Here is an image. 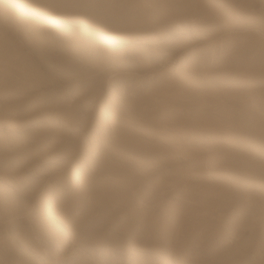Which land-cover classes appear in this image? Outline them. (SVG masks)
<instances>
[{
	"label": "rangeland",
	"instance_id": "obj_1",
	"mask_svg": "<svg viewBox=\"0 0 264 264\" xmlns=\"http://www.w3.org/2000/svg\"><path fill=\"white\" fill-rule=\"evenodd\" d=\"M27 1L48 21L0 0V258L28 230L67 244L28 264H75L91 236L97 262L112 241L122 264H264V0ZM82 159L71 222L42 214Z\"/></svg>",
	"mask_w": 264,
	"mask_h": 264
},
{
	"label": "bare ground",
	"instance_id": "obj_2",
	"mask_svg": "<svg viewBox=\"0 0 264 264\" xmlns=\"http://www.w3.org/2000/svg\"><path fill=\"white\" fill-rule=\"evenodd\" d=\"M11 2H12V4L17 8V9H19L20 11L21 10H23V11H25V12H29V13H32L33 14V16L36 18V20H40V21H48V19L50 18V15L48 14V12L46 11V8H40L39 6H31L30 4H29V1H27V0H10ZM207 1V0H206ZM209 1H212V0H209ZM209 1H208V3H209ZM195 3V2H194ZM209 4H211V3H209ZM213 4V3H212ZM215 4V3H214ZM214 4H213V7H212V5H210V7H212V8H214ZM195 6H200V2H199V0L195 3ZM45 9V10H44ZM222 19V18H221ZM236 19V18H235ZM223 20V19H222ZM221 20V21H222ZM60 25H61V27L63 28V29H67V28H69V29H71V32H73V29L71 28V25L69 24V22L68 21H66V20H62L61 22H60ZM84 25H85V27L86 28H88V29H91L92 31H93V36L96 38V39H100V40H105V39H108V38H112L116 43H119L120 45H125L126 44V41L125 40H123V38H121L120 36H117V35H114V34H109V32H107L106 30H104L103 28H101L98 24H96V23H91V22H84ZM210 52H212L210 49H205V48H199V49H196V50H194L192 53H191V55H190V57H191V62H186L185 63V66H190V64L192 65V64H194V62H195V60H199V59H201L202 57H204V56H208L209 54H210ZM101 112H102V115L100 116V124H99V128L100 129H104V130H106L108 127H109V125H110V123H111V117H112V111L111 110H109V109H107V107L103 104L102 106H101V110H100ZM96 156H95V151L94 152H92V154L89 156V158H90V160H92L93 158H95ZM89 166L87 165V161L85 160V159H82L79 163H78V165H77V168H76V170L69 176V185L67 186V187H60V188H56V190L54 191V192H50V193H48V194H46L45 195V197H43V199H42V209H41V212H42V214L43 213H48V214H50L51 216H52V218H54V219H58V220H61V219H63L62 217H61V215H63L64 217H65V222L66 223H70L71 222V220L70 219H67L66 217H67V215H68V209H62V210H60V211H62V214L60 213V211H59V208L61 207V205H62V202H63V200H64V195H68V192L72 189V188H74L76 185L78 186L79 185V183L82 181V179H83V176H84V174L85 173H87L88 171H89ZM5 194V193H4ZM0 195H2V194H0ZM3 196V195H2ZM5 198V196L4 197H2L1 198V202H0V212H2V214H3V218L6 220L7 218H8V220H9V215H10V218H11V214L9 213L10 212V210H11V208L9 207V206H7L8 204H7V202H5L6 200L4 199ZM11 204H13L12 202H11ZM10 204V205H11ZM14 207H16V205L14 206ZM17 208V207H16ZM15 209V208H14ZM61 209V208H60ZM17 210V209H16ZM14 211V210H13ZM12 211V212H13ZM11 212V213H12ZM15 213H16V211H14ZM40 212V213H41ZM14 214V213H13ZM15 215V214H14ZM18 214H16V216H17ZM1 217V216H0ZM12 219V218H11ZM0 221H1V219H0ZM7 221V220H6ZM16 222V221H15ZM9 226V225H8ZM7 226V227H8ZM14 226H16V225H13V227ZM10 227H11V225H10ZM13 227H11V228H13ZM9 228V227H8ZM27 230V229H26ZM25 230V231H26ZM28 231V230H27ZM25 232V236H24V234H22V239H20L17 243H14L13 245H12V242H11V246H13V248L10 246L9 248H7L6 247V250L4 249V252H3V254H2V252H1V254H2V256H1V258H0V261H1V259L3 260V263L4 262H6L9 258V256L12 254H17V255H14V256H10V258L11 257H15V256H18V257H20V259L21 260H23L24 262H27L28 260H29V255H31V254H33V256H35V258H36V256H41L42 257V255H43V257H44V255L45 254H43V252L45 251V252H47L48 251V253H53V252H56V251H59L60 249H63V248H65V247H67V244H66V241L64 240H58L57 242H56V244H52V246H51V243L49 242L48 244H43L42 242L40 243V244H37L38 242H35V243H32V244H29V243H31L32 242V240L29 238V233L30 232ZM24 233V232H23ZM57 233V232H56ZM57 234H59L60 235V233L58 232ZM57 234H55V235H57ZM109 236L111 235L110 233H107ZM106 234V235H107ZM31 236V235H30ZM72 236H73V240H72V242H77V238H76V236H75V234H73L72 233ZM49 236H47V238H48ZM102 237V236H101ZM104 237H106V236H104ZM103 237V238H104ZM51 238V237H50ZM60 238V237H59ZM91 238V240H90V242L89 243H87V244H85V245H83V252H79V261L78 262H76L75 264H109V263H107V262H109V260H111V263H113V264H122V263H119L120 262V260H119V262L117 261L116 262V260H118L119 259V256L118 257H113L112 256V253H114L115 254V247L114 246H116L115 244H111V242H110V240H109V242H110V246L109 247H111V253H107L106 251H105V256L102 254V256H104L106 259H105V261H101L102 259H100L99 260V262H97V261H95V260H97L96 259V257L98 258V256H100L99 255V253H102V252H104V250L105 249H107V247L106 246H104V247H106V248H102V247H100L99 245L97 246L96 244H94V242H93V240H94V238L91 236V237H89V239ZM108 238V237H107ZM106 238V239H107ZM52 239V238H51ZM62 239H64V238H62ZM96 239V238H95ZM109 239V238H108ZM107 239V240H108ZM30 240H31V242H30ZM43 240V239H42ZM92 241V242H91ZM99 241V240H98ZM103 241V240H102ZM7 242V241H6ZM10 242V241H9ZM104 242V241H103ZM103 242L102 243H98V244H100V245H102L103 244ZM114 242V241H113ZM96 243V242H95ZM104 243H106V242H104ZM107 243H108V241H107ZM118 244V243H117ZM7 246V243L6 244H4V246ZM4 246H1V247H3L4 248ZM29 246H31L30 248H32V249H30L29 250ZM16 247V249H14ZM52 247V250L50 251L49 249ZM137 247H138V245H137ZM43 249V250H40V249ZM99 248V249H98ZM115 248V249H114ZM108 249V250H109ZM114 249V250H113ZM29 250V251H28ZM27 252V253H26ZM42 252V253H41ZM96 252H99V253H97L98 254V256L96 255V257H95V254H96ZM108 252H110V251H108ZM89 254V255H88ZM117 254V253H116ZM118 255V254H117ZM120 255V254H119ZM32 256V257H33ZM101 256V257H102ZM108 256H109V258H108ZM47 257V256H46ZM46 257H44V258H46ZM121 257H124V256H122L121 255ZM48 263H50L52 260V256H51V254L49 255L48 254ZM100 258V257H99ZM107 258H108V260H107ZM14 259V258H13ZM30 259H32L31 257H30ZM42 259V258H41ZM76 259H78V258H76ZM76 259H74V260H76ZM104 259V258H103ZM120 259H122V258H120ZM124 260V259H123ZM123 260H121L122 262H123ZM129 260V258L127 259V261ZM9 262V261H8ZM32 262V261H31ZM41 262V261H40ZM168 262H169V260H168ZM29 263H30V261H29ZM74 262H72V264H73ZM124 263V262H123ZM157 264L158 263V257L157 256H153V255H151V254H141L139 257H137L135 260H132V262H130V264ZM5 264H8V263H5ZM23 264H26V263H23ZM27 264H28V262H27ZM31 264V263H30ZM52 264H53V262H52ZM55 264V263H54ZM60 264V263H59ZM125 264H126V262H125ZM171 264H173V263H171Z\"/></svg>",
	"mask_w": 264,
	"mask_h": 264
}]
</instances>
